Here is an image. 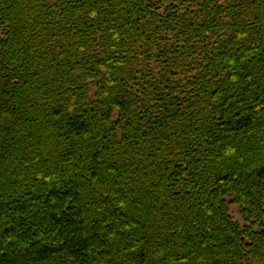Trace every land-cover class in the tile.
I'll list each match as a JSON object with an SVG mask.
<instances>
[{
    "label": "trees",
    "instance_id": "1",
    "mask_svg": "<svg viewBox=\"0 0 264 264\" xmlns=\"http://www.w3.org/2000/svg\"><path fill=\"white\" fill-rule=\"evenodd\" d=\"M0 264H264V0H0Z\"/></svg>",
    "mask_w": 264,
    "mask_h": 264
},
{
    "label": "rangeland",
    "instance_id": "2",
    "mask_svg": "<svg viewBox=\"0 0 264 264\" xmlns=\"http://www.w3.org/2000/svg\"><path fill=\"white\" fill-rule=\"evenodd\" d=\"M229 213L232 217V219L236 222H238L240 225L243 224L242 219L239 215L238 208L235 205L229 204L228 205Z\"/></svg>",
    "mask_w": 264,
    "mask_h": 264
}]
</instances>
